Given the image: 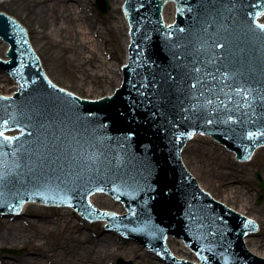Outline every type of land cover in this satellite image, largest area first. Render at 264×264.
<instances>
[{
  "label": "water",
  "instance_id": "1",
  "mask_svg": "<svg viewBox=\"0 0 264 264\" xmlns=\"http://www.w3.org/2000/svg\"><path fill=\"white\" fill-rule=\"evenodd\" d=\"M170 1L177 21L166 27L163 15L175 20V6L164 7ZM96 5L110 10L108 0ZM123 13L132 37L123 85L96 101L54 85L26 28L0 13V37L10 45L0 69L20 86L13 98L0 96V213L37 200L106 220L168 264H264L244 241L255 220L205 193L181 158L195 133L241 161L264 146V0H126ZM16 82L0 70V94ZM96 192L128 213L107 211L125 213L103 194L92 202L107 210L96 208Z\"/></svg>",
  "mask_w": 264,
  "mask_h": 264
},
{
  "label": "bare ground",
  "instance_id": "2",
  "mask_svg": "<svg viewBox=\"0 0 264 264\" xmlns=\"http://www.w3.org/2000/svg\"><path fill=\"white\" fill-rule=\"evenodd\" d=\"M30 7L35 11L37 19L36 30H39L43 37L47 40H51L56 45H64V50H75L82 48L86 50L90 57H85V64L91 63L95 57L99 62L105 59L104 66H107L109 62L108 57H103L105 54L102 46L99 45L97 38V30L92 29L89 19L83 17L87 2L84 0H26ZM115 7L113 11L116 14L114 18V29L118 32L120 37L123 38L126 47L125 63L128 61V47L130 44L129 25L127 19L122 13V6L125 0H114ZM1 3V0H0ZM263 21V19L261 20ZM1 40V39H0ZM5 49H8V45L3 43ZM102 54H101V53ZM101 55V56H100ZM108 56L107 54H105ZM5 58V57H4ZM112 63L109 70L104 71V68L97 67V71L89 74L86 77L95 80L96 78H104L114 80L118 86H120L123 74L122 65ZM114 92V91H113ZM108 93V94H112ZM100 94H96L98 98ZM200 134L194 136L193 140L188 143L185 151H189L191 144L194 141H208L211 144L216 145L218 148L224 149V146L216 142L210 136H203L206 138H200ZM212 147V146H211ZM216 149V148H215ZM219 150V149H216ZM225 150V149H224ZM206 151V150H205ZM264 152V148L256 150L252 159L248 162H241L236 159L233 152L228 151L224 153V158H221L218 154L214 156L213 149H207L206 160L199 159L198 157L191 156L184 157L183 161L188 171L199 180L202 189L207 185L214 186L215 188L226 192L227 199L239 198L244 183V175H240L241 171H236L232 166L234 162L241 165H248L253 162L256 156ZM229 155L232 156V163ZM221 158L218 160V158ZM203 158V157H202ZM216 159L217 166H212L211 161ZM227 168H231L232 171H227ZM262 176V174H261ZM241 205V210L238 212L245 215V211L250 207V200L244 199ZM41 205L37 202H28L22 209L21 218L12 220V217H4L0 219V248H26V253L15 262H9L0 259V264H101L106 255L112 254L117 250L123 249L132 259L140 256L139 248L130 243L131 241L123 240L116 235L111 236L108 234L98 239H92L87 233L81 232L76 223H73L68 216L57 212H53L58 217L54 221L51 219L52 215L43 210ZM23 215H30L37 218V220L28 221L26 218L22 219ZM1 218V216H0ZM252 220L257 221L253 217H249ZM103 225H106L103 222ZM261 226H259V231ZM81 232V233H77ZM260 233V232H259ZM258 233V234H259ZM55 235V242L49 243L48 240L43 241V238ZM250 236V235H249ZM247 237L248 249L259 257L264 258V251L259 249L264 246V237L255 236L253 239ZM257 237V238H256ZM125 244H131L126 246ZM246 242V240H245ZM250 242V243H249ZM246 244V245H247ZM142 257V255H141ZM142 264H156L150 260H144Z\"/></svg>",
  "mask_w": 264,
  "mask_h": 264
},
{
  "label": "rangeland",
  "instance_id": "3",
  "mask_svg": "<svg viewBox=\"0 0 264 264\" xmlns=\"http://www.w3.org/2000/svg\"><path fill=\"white\" fill-rule=\"evenodd\" d=\"M84 1L87 2V5L85 7L83 17H87L89 19L92 29L95 28V30H97V38H101L100 40L98 39V43L102 46V52L108 55H103V57H108L109 59L107 66L103 65L105 59L101 60L102 62H99V56L98 58L95 57L91 63L85 64V57H90V54H88L86 50H83L82 48H77L75 50H64L62 48L64 45L59 46L53 43L51 40L45 39L42 33L39 30H36L37 19L35 16V11L29 6L26 0H1L0 11L8 13L9 15L17 18L22 24H24V26L28 28L32 46L39 54L44 69L52 81H54L56 84H59L60 87L70 90L72 93L78 95L81 98L90 97L91 99H97L95 97L96 94H100L99 97H104L106 94L113 92L118 87V85L114 80L111 79L96 78L95 80H92L88 78L89 74L96 72L98 70L97 67L100 66L101 68H104V71H107L109 70V67L112 66V63L116 64L117 66H123L127 51L123 38L120 37L118 32L113 28L115 25L113 19L117 17L113 11L114 7L116 6L114 0H108L110 4V10L107 13H102L98 10L95 2L96 0ZM5 53L6 49L2 44V40H0V57H5ZM86 75L88 77H86ZM202 138L206 137H203L202 135L198 139ZM210 148L213 149L214 156L218 154L221 158H224V153H228L226 148H224L225 150L218 148L216 145L211 144L209 140L205 142L198 140L191 144L189 151L185 153L183 152L184 157L189 158L192 154L193 157L206 160L207 157L205 153L207 149ZM215 148L219 150H216ZM220 157L218 160L221 159ZM229 157L230 160L227 161V163H232L234 160L231 155H229ZM215 162L216 159H213L211 164L212 166L216 167L217 163ZM232 166L236 171H241L240 175H244L243 188L239 198L227 199L226 192H223L211 185L204 187V190L208 191L216 200L224 203L237 212L241 210V205L245 203L244 199L250 200V207L245 211V215L247 217H253L259 221L258 225L261 226V229L259 234L252 233L249 237L251 239L258 235L264 237V198L258 203L257 198L260 193V185L256 178V172H260L264 180V152L259 153L251 164L241 165L234 162ZM227 171H232V169L227 168ZM40 205L43 210L52 215L51 219L53 221L58 217L56 214H53V212H57L61 214L60 216H68V218L73 223H76L81 232L89 234L92 239L103 237V235H99L100 228H104L103 222L89 223L85 221L80 215H78L73 209L68 207L46 206L43 204ZM24 218H26L28 221L37 220V218L30 215H23L22 219ZM0 219H3V217ZM11 219L14 220L13 218ZM81 232L77 233L79 234ZM116 233L117 232H106L104 235H116V237L119 236L123 240H126L122 235L120 236L119 233ZM122 239L121 241L124 245H131L125 244ZM247 239L248 238H246V244ZM45 240H48L49 243H54L55 235L53 234L47 238H43V241ZM130 243H132L133 246L139 248V257L132 259L123 249H120L112 252L110 255H106L101 264H117L119 259H123L127 263L132 262L133 264H142L143 257L144 260L146 258L156 264H166L161 261L160 258L156 256V254L152 253L141 245H138L133 241ZM248 245L249 244H247V246ZM259 250L264 251V246H262ZM26 252V248L21 247L0 248V259H2V261L6 260L9 262H15L16 259L21 258Z\"/></svg>",
  "mask_w": 264,
  "mask_h": 264
},
{
  "label": "snow or ice",
  "instance_id": "4",
  "mask_svg": "<svg viewBox=\"0 0 264 264\" xmlns=\"http://www.w3.org/2000/svg\"><path fill=\"white\" fill-rule=\"evenodd\" d=\"M259 27L261 29H264V24L259 25ZM197 71H198V69H197ZM193 87H195V85H193ZM245 99H247V95L246 94H245ZM209 103H211V101H209ZM3 136H4L3 132H0V137H3ZM12 139H18V138L4 137V140H6L8 142H11ZM3 180H4V175L2 173H0V181H3Z\"/></svg>",
  "mask_w": 264,
  "mask_h": 264
}]
</instances>
